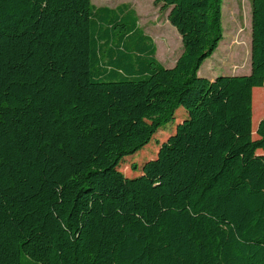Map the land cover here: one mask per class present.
Returning a JSON list of instances; mask_svg holds the SVG:
<instances>
[{"label":"trees","instance_id":"trees-1","mask_svg":"<svg viewBox=\"0 0 264 264\" xmlns=\"http://www.w3.org/2000/svg\"><path fill=\"white\" fill-rule=\"evenodd\" d=\"M156 3L182 37L173 68L127 4L0 0V264H264V0L251 73L214 79L223 0Z\"/></svg>","mask_w":264,"mask_h":264},{"label":"rangeland","instance_id":"rangeland-1","mask_svg":"<svg viewBox=\"0 0 264 264\" xmlns=\"http://www.w3.org/2000/svg\"><path fill=\"white\" fill-rule=\"evenodd\" d=\"M223 2L224 40L213 56L205 61L199 73L208 79L223 75H246L251 68L253 0H223ZM92 3L97 7L129 5L137 12L144 32L154 38L161 64L165 68L174 66L169 67L183 52L182 37L169 22V11H165L162 4H157L156 0H92ZM258 104L256 111L261 105ZM263 105L264 100H262ZM184 117L186 119L188 113L184 108H180L175 119L165 129L160 130L144 149L126 157L119 170L129 178L139 176L140 171L134 172L132 167L136 165L141 169L147 161L156 159L161 145L175 134L177 124L181 123ZM254 137L257 138L256 129H254Z\"/></svg>","mask_w":264,"mask_h":264},{"label":"crops","instance_id":"crops-1","mask_svg":"<svg viewBox=\"0 0 264 264\" xmlns=\"http://www.w3.org/2000/svg\"><path fill=\"white\" fill-rule=\"evenodd\" d=\"M113 8H115V7H113ZM169 12H170V10H168ZM152 39L154 40V38L152 37ZM155 42V41H154ZM156 44V43H155ZM157 46V45H156ZM157 51H158V48H157ZM183 53V52H182ZM182 53H181V55H182ZM180 55V56H181ZM156 56H157V54H156ZM180 56L179 57H177V59L175 60V62L174 63H172L171 65H169V67H171V66H175L176 65V63H177V61H178V59L180 58ZM157 59H158V56H157ZM159 60V59H158ZM160 62V61H159ZM161 63V62H160ZM173 66V67H174ZM172 67V68H173ZM251 73V68H250V71L248 72V73H246V75H249ZM262 100H264V87H262V88H255L254 89V95H253V103H254V107H253V130L254 129H256V131H257V127H258V124H259V122L264 118V115H262V116H260V117H258V118H256V114H258L259 115V113L260 112H258V111H256V104L257 103H259V104H261L262 105ZM258 104V105H259ZM260 105V106H261ZM264 106V105H263ZM254 109H255V111H254ZM257 136V135H256Z\"/></svg>","mask_w":264,"mask_h":264}]
</instances>
